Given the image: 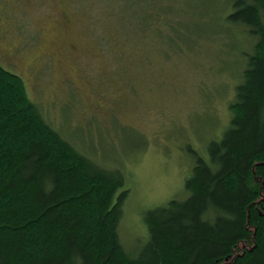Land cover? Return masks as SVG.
Masks as SVG:
<instances>
[{"label":"rangeland","instance_id":"1","mask_svg":"<svg viewBox=\"0 0 264 264\" xmlns=\"http://www.w3.org/2000/svg\"><path fill=\"white\" fill-rule=\"evenodd\" d=\"M104 2L0 0V65L79 151L121 170L118 236L132 252L147 237L142 213L187 197L190 150L206 158L228 125L255 41L222 25L228 0H119L116 18Z\"/></svg>","mask_w":264,"mask_h":264},{"label":"trees","instance_id":"2","mask_svg":"<svg viewBox=\"0 0 264 264\" xmlns=\"http://www.w3.org/2000/svg\"><path fill=\"white\" fill-rule=\"evenodd\" d=\"M107 1L116 18L119 0ZM228 2L222 25L255 41L228 125L206 158L190 150L187 197L142 213L147 237L132 252L118 236L121 170L79 151L0 65V264H264V0Z\"/></svg>","mask_w":264,"mask_h":264}]
</instances>
